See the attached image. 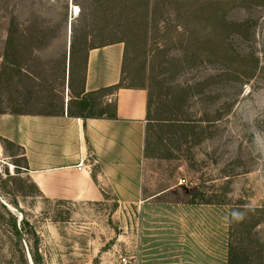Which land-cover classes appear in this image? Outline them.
Instances as JSON below:
<instances>
[{"label": "rangeland", "instance_id": "rangeland-1", "mask_svg": "<svg viewBox=\"0 0 264 264\" xmlns=\"http://www.w3.org/2000/svg\"><path fill=\"white\" fill-rule=\"evenodd\" d=\"M71 41L73 92L116 41L148 92L142 199H47L4 144L0 264H264V0H0V113L61 110ZM109 92L76 108L109 115Z\"/></svg>", "mask_w": 264, "mask_h": 264}, {"label": "crops", "instance_id": "crops-1", "mask_svg": "<svg viewBox=\"0 0 264 264\" xmlns=\"http://www.w3.org/2000/svg\"><path fill=\"white\" fill-rule=\"evenodd\" d=\"M67 56L61 110L0 113V153L6 154L4 144L17 147L23 170L47 199L93 203L110 194L118 204L135 205L142 199L148 92L121 85L122 42L87 50L77 92L70 84L69 52ZM108 89L102 100L113 99L109 115H84L76 108L84 107L89 95Z\"/></svg>", "mask_w": 264, "mask_h": 264}, {"label": "trees", "instance_id": "trees-1", "mask_svg": "<svg viewBox=\"0 0 264 264\" xmlns=\"http://www.w3.org/2000/svg\"><path fill=\"white\" fill-rule=\"evenodd\" d=\"M74 7L76 8V12L77 15L79 14V12H83V8L80 6V10L79 7L77 5H74ZM92 8L88 9L87 11H85L84 9V13L85 12H89L91 11ZM73 41H71L70 43V53H69V61H70V67H71V61L73 58ZM220 76V74H219ZM84 105L85 106H89L90 104H88V102L86 100H84ZM148 116V115H147ZM241 251L238 250V248L236 246H233V244H230L229 246V250H228V254H227V264H240V260H239V255H240ZM242 257H241V264H242Z\"/></svg>", "mask_w": 264, "mask_h": 264}, {"label": "built area", "instance_id": "built-area-1", "mask_svg": "<svg viewBox=\"0 0 264 264\" xmlns=\"http://www.w3.org/2000/svg\"><path fill=\"white\" fill-rule=\"evenodd\" d=\"M5 166H7V172H6V169H5ZM12 164H9L7 163L5 160H4V157L3 155L0 153V177L1 178H5L8 174V172L11 174V170L13 169V166H11ZM78 170L81 169V164L79 163L78 164Z\"/></svg>", "mask_w": 264, "mask_h": 264}, {"label": "clouds", "instance_id": "clouds-1", "mask_svg": "<svg viewBox=\"0 0 264 264\" xmlns=\"http://www.w3.org/2000/svg\"><path fill=\"white\" fill-rule=\"evenodd\" d=\"M232 216L235 217V218H242V217H241V214L238 213V212H233V213H232Z\"/></svg>", "mask_w": 264, "mask_h": 264}]
</instances>
